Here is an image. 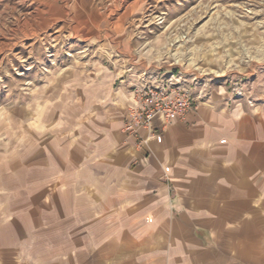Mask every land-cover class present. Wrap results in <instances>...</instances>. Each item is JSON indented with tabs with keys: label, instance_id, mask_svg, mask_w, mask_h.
I'll list each match as a JSON object with an SVG mask.
<instances>
[{
	"label": "crops",
	"instance_id": "crops-1",
	"mask_svg": "<svg viewBox=\"0 0 264 264\" xmlns=\"http://www.w3.org/2000/svg\"><path fill=\"white\" fill-rule=\"evenodd\" d=\"M89 78L52 130L64 147L16 264H264V100L211 90L135 135L126 80Z\"/></svg>",
	"mask_w": 264,
	"mask_h": 264
},
{
	"label": "rangeland",
	"instance_id": "rangeland-1",
	"mask_svg": "<svg viewBox=\"0 0 264 264\" xmlns=\"http://www.w3.org/2000/svg\"><path fill=\"white\" fill-rule=\"evenodd\" d=\"M104 70L133 104L144 86L262 101L264 0H0V264L32 246L56 120Z\"/></svg>",
	"mask_w": 264,
	"mask_h": 264
},
{
	"label": "built area",
	"instance_id": "built-area-1",
	"mask_svg": "<svg viewBox=\"0 0 264 264\" xmlns=\"http://www.w3.org/2000/svg\"><path fill=\"white\" fill-rule=\"evenodd\" d=\"M196 104L194 97L185 94L169 97L164 91L144 86L135 90V102L128 109L123 128L138 135L141 128L151 130L155 118L169 121L175 116L184 117Z\"/></svg>",
	"mask_w": 264,
	"mask_h": 264
}]
</instances>
